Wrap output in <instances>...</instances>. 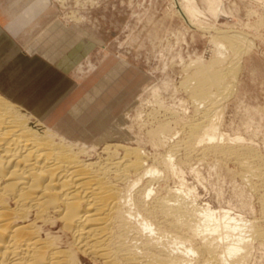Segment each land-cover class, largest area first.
Wrapping results in <instances>:
<instances>
[{"label": "bare ground", "instance_id": "bare-ground-1", "mask_svg": "<svg viewBox=\"0 0 264 264\" xmlns=\"http://www.w3.org/2000/svg\"><path fill=\"white\" fill-rule=\"evenodd\" d=\"M206 1L216 14V1ZM187 2L195 14V0ZM217 34L212 60L198 57L186 68L182 85L198 106L197 118L185 120L187 135L176 141L168 120L150 128L162 155L116 144L94 159L96 146L67 140L0 92V264H248L253 244H264V219L204 209L159 188L179 164L211 154L250 175L262 167L252 164L258 152L222 142L219 128L222 99L253 42Z\"/></svg>", "mask_w": 264, "mask_h": 264}, {"label": "rangeland", "instance_id": "rangeland-1", "mask_svg": "<svg viewBox=\"0 0 264 264\" xmlns=\"http://www.w3.org/2000/svg\"><path fill=\"white\" fill-rule=\"evenodd\" d=\"M215 1L216 14L206 0H195L196 13L190 14L187 0H51L52 15L80 25L92 36H84L83 44L64 58L68 64L74 55L70 77L90 87H72L50 114L36 94L28 105L23 102L25 94L16 97L5 92L7 87H0V92L67 140L90 149L96 146L91 149L94 159L105 156V146L116 144L162 155L166 148L154 147L149 134L157 120L173 123L180 132L174 135L177 141L188 133L185 120L198 116V106L182 85L192 70L186 68L198 57L205 63L212 60L216 48L212 37L217 32L246 36L253 44L240 57L233 91L222 99L219 128L225 136L222 142L258 152V162L252 164L261 169L250 175L237 161L211 154L179 164L176 174L155 187L162 188V195L166 188L177 189L175 197H185L204 209L263 220L264 180L259 177L260 170L264 175V0ZM11 3L0 0V9L7 26L15 30ZM42 104L46 121L35 110ZM174 115L180 123L174 122ZM250 254L248 264H264V244L254 243Z\"/></svg>", "mask_w": 264, "mask_h": 264}, {"label": "crops", "instance_id": "crops-1", "mask_svg": "<svg viewBox=\"0 0 264 264\" xmlns=\"http://www.w3.org/2000/svg\"><path fill=\"white\" fill-rule=\"evenodd\" d=\"M11 1L13 12L10 19L12 24L17 25L15 30L7 26V18L0 9L3 14L0 16V87H7L5 92L16 97L25 94L23 102L28 105L34 103L31 98L36 94V99H44L50 114L60 106L58 104L72 87H90L88 83L76 84L71 79L70 73L75 68L71 63L74 55L71 60L67 57L68 64H65L64 58L70 50L83 44L84 36L88 35L91 39L92 36L80 25L65 23L52 15L49 9L51 0ZM21 4L22 8L17 9ZM47 94L51 96L46 97ZM43 105L35 110L46 121L41 109Z\"/></svg>", "mask_w": 264, "mask_h": 264}]
</instances>
